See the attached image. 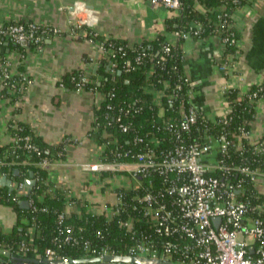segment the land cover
Masks as SVG:
<instances>
[{
  "label": "trees",
  "instance_id": "trees-1",
  "mask_svg": "<svg viewBox=\"0 0 264 264\" xmlns=\"http://www.w3.org/2000/svg\"><path fill=\"white\" fill-rule=\"evenodd\" d=\"M180 1L182 3L180 10L165 21V30L167 33L185 32L191 24H199L201 31L197 35L191 33L193 39L208 36H218L222 39L229 33L236 35L232 27L233 13L248 4V0ZM90 32H87L86 38L90 37ZM38 35L41 38L39 44L42 45L44 38L49 37L51 33H41L39 30L31 35L32 40ZM103 39L100 36L95 38L97 41ZM4 41L8 42L7 47L3 45ZM107 42L114 47H122L121 52L115 56L117 66L112 73L107 67L108 61L100 57L96 73L101 77L100 81L97 83L88 81L84 84V90L96 91L103 96V101L93 109V121L89 133L94 142L102 147L100 155L102 163L133 164L137 155L148 151L158 157L176 146L188 147L193 143L202 144L206 137L217 141L220 136H224L227 141L240 144V148L228 146L226 164L251 165L254 161L260 163L264 161V153L255 154L253 151H256V146L246 138L240 137L242 131H249L255 114V105L264 98V83L260 86H250L246 93L241 95L236 88L228 89L224 93L225 103L231 107L232 111L226 116V123L218 117L217 122L213 123L208 118H203L198 111L196 123L189 131H182L177 127L176 102L169 105L166 103V97H162L160 105H155L154 92L161 90L165 96L172 93L173 86L179 83V94L185 99L188 88L180 80L184 74L181 50L183 40L179 39L172 46L169 54L163 53L166 38L161 34L153 40H142L131 45H128L126 41L110 38ZM36 47L37 45L31 41L26 46H20L0 38V49L3 51L9 49L21 56L18 59L19 71H23L22 60L25 54L34 51ZM235 50L232 44L227 43L223 49L224 59L228 54L235 53ZM2 52L0 63L5 60ZM138 57L139 62L136 61ZM127 60L135 66V70L130 72L123 70V64ZM81 75V72H72L64 76L59 84L62 88L75 91L76 83ZM95 76H91V79ZM164 81L169 82L167 88L164 87ZM260 87H263V90L250 101V95ZM10 98V102L14 103L22 99V96L20 93H14L10 95ZM160 107L163 108L162 115L159 114ZM117 117H120L119 122L116 121ZM17 125L22 128L24 135L30 137V143L38 148L39 154H31L30 164L18 163L9 166L11 162L23 161L26 151L17 148L21 145L20 142L14 145H0V161L3 163L0 165V176L13 182H24L32 173V179L35 180V185L27 198L25 196L15 198L13 191L9 192L8 188L0 186V204L9 207L15 215V223L8 231L0 227V264H14L10 261L11 258L61 261L62 258L78 260L95 257L96 255L86 252L84 245L94 249L104 248L114 255H129L128 250L134 245V238L120 226V222L131 217L133 225L137 226L136 219L140 215L132 210L131 201V197L136 192L123 188L115 190L124 195V209L120 215L110 219L103 212L86 211L79 200L72 198L70 202L75 203L74 208L59 222L58 215L65 210L66 194L57 189L50 190V186L45 183L48 179L47 171L36 164L41 159H46L50 163L63 159L64 144L48 145L40 138L34 137L27 127ZM121 125L128 127L126 132L120 130ZM259 141H264V135ZM234 151H242V154L239 156ZM110 174L112 173L108 171L102 172L100 178ZM147 182L146 179H141L145 187H148ZM156 182L158 179H155ZM244 188L248 194L254 192L249 184L244 185ZM22 200H31L32 205L22 209L19 206ZM254 203L256 201L252 199L251 204ZM68 233L75 237L78 241L77 245L64 241ZM22 245L26 252L24 256L19 253ZM46 250L52 251L51 258L45 256Z\"/></svg>",
  "mask_w": 264,
  "mask_h": 264
},
{
  "label": "crops",
  "instance_id": "crops-1",
  "mask_svg": "<svg viewBox=\"0 0 264 264\" xmlns=\"http://www.w3.org/2000/svg\"><path fill=\"white\" fill-rule=\"evenodd\" d=\"M174 15L162 5L154 6L151 0H0V24L22 21L61 31L44 38L40 52L29 51L23 57V70L32 83L19 101L11 103L8 98L0 102V145L11 144V124L27 127L34 137L48 145L63 143L64 158L51 162L45 170L50 188L65 192L67 212L75 206L70 202L72 198L79 200L86 211L101 212L103 205L115 202L117 188L128 189L135 181L127 173L130 167L110 166L108 173L112 174L104 178L100 175L106 171L81 168L101 162L102 147L89 133L93 109L101 103L102 95L92 90L62 88L61 79L81 72L87 81H100L101 77L96 75L100 55L88 42V31L128 44L153 40L161 34L175 45L176 39L165 30V21ZM232 21L240 46L231 75L218 69L227 60L218 37L189 38L181 44L182 71L189 78L190 103L206 117L225 113L226 103L221 94L224 87H234L243 94L263 78L264 0L238 8ZM2 53L7 57L15 52L5 49ZM12 61L18 63V58ZM263 135L264 98L255 105L247 140L254 143ZM126 178L129 180L124 183ZM260 190L264 193L263 187ZM14 223V213L0 204V227L8 231Z\"/></svg>",
  "mask_w": 264,
  "mask_h": 264
},
{
  "label": "built area",
  "instance_id": "built-area-1",
  "mask_svg": "<svg viewBox=\"0 0 264 264\" xmlns=\"http://www.w3.org/2000/svg\"><path fill=\"white\" fill-rule=\"evenodd\" d=\"M256 1L248 0V3L253 4ZM151 3L154 6L162 5L174 13L182 6L180 0H151ZM39 30L41 33L50 32L53 35L61 33L60 30L34 23L14 21L0 24V38L10 40L14 44L25 42L27 45L31 41L37 45L35 50L40 52L42 48L39 44L40 36L33 40L31 38V35ZM200 31L201 25L191 24L185 32L175 31L171 34L176 41L179 39L185 41L192 37L191 33L197 35ZM89 35L88 42L96 48L100 57L108 61L107 67L113 73L117 66L115 56L121 52L122 47H114L107 42L108 38L95 40L99 35L93 31ZM218 39L222 52L227 43L236 48L235 53L228 54L227 60L218 66L220 71L231 75L235 70V60L238 59L239 41L235 33ZM172 46L173 44L166 40L163 44V53L169 54ZM14 57L19 59L21 56L14 53L0 63V102L7 100L14 93L23 96L32 83L24 70H18L19 63L12 61ZM136 61L139 62L140 58L138 57ZM123 70L130 72L135 70V66L127 60L123 64ZM180 80L188 88L185 99L179 94V83L173 86L172 93L165 96L161 90L154 92L155 105H160L162 97H166V103L169 105L176 102L177 127L180 130L189 131L196 123L199 113L213 123L217 122V117L221 118L223 123L227 122L226 116L231 114V107L226 105L225 113L214 117L197 113L189 100V78L183 74ZM87 82V78L81 75L75 91L84 90V84ZM263 83L264 74L257 86ZM168 86L169 82L164 81V87ZM231 88L234 87H224L221 90L222 96ZM262 90L263 87H260L253 92L250 101ZM162 111L163 108L160 107V115ZM116 121L119 122L120 117H117ZM127 128L126 125L120 126L123 132H126ZM22 132V128L16 124L8 126L11 145L20 142L21 145L17 148L26 151L23 161L11 162L9 166L18 163L30 164L31 154H39L38 148L30 143V137ZM247 135L248 132L242 131L240 137L247 139ZM251 144L256 146V151H253L255 154L264 153V141L258 139ZM228 146L240 148L239 143L227 141L224 136H220L217 141L206 137L202 144L176 146L158 157L151 151L137 155L133 164L100 162L99 165L81 166L89 172L109 171L110 166L131 168L127 173L135 182L128 189H123L136 192L131 197L132 210L140 217L136 219L137 226L133 225L131 217L120 222V226L131 234L135 242L128 250L129 255L125 256L158 260L161 263L166 261L170 264H264V193L260 190L264 188V161L261 163L254 161L251 165L226 164ZM234 152L239 156L242 154V151ZM0 165H3L1 161ZM36 165L45 169L50 162L41 159ZM141 179L148 181V187L142 185ZM155 179H158V182L155 183ZM246 184L253 187V193L246 192L244 188ZM11 187L15 198L25 196L24 182L11 180ZM114 195L115 202L103 205L101 210L108 219L120 215L124 209L123 193L114 191ZM252 199L256 203L251 204ZM27 201L30 207L32 201ZM67 213L64 210L59 214L58 221L61 222ZM215 219H219V222H215ZM64 241L72 245L78 244L70 233L65 235ZM84 249L91 255H96L95 257L114 255L104 248L94 249L84 245ZM19 253L22 256L26 255L23 245L19 248ZM45 256L51 258L52 251L46 250Z\"/></svg>",
  "mask_w": 264,
  "mask_h": 264
},
{
  "label": "water",
  "instance_id": "water-1",
  "mask_svg": "<svg viewBox=\"0 0 264 264\" xmlns=\"http://www.w3.org/2000/svg\"><path fill=\"white\" fill-rule=\"evenodd\" d=\"M4 45H8L4 42ZM15 45V44H14ZM20 46H26L25 42H21ZM120 74V73H118ZM17 174V172H15ZM35 185V180L32 179V173L29 174V179L24 181V187L26 188L25 197L27 198L31 192V189ZM0 186L8 188L9 192L12 191L11 180L6 177H0ZM19 206L22 209L28 208V201L22 200L19 202ZM215 222H219V219H215ZM8 256L7 253H5ZM14 264H170L169 262H160L158 260H150L145 258L130 257L125 255H106L103 257H90L82 258L78 260H61V261H45L35 260L31 258H11Z\"/></svg>",
  "mask_w": 264,
  "mask_h": 264
},
{
  "label": "rangeland",
  "instance_id": "rangeland-1",
  "mask_svg": "<svg viewBox=\"0 0 264 264\" xmlns=\"http://www.w3.org/2000/svg\"><path fill=\"white\" fill-rule=\"evenodd\" d=\"M122 179H123V178H122ZM116 180H117V178L114 179V180H111V184H110V186L113 185V184L116 182ZM128 180H129V178H126L125 181H124V183H125V182H128ZM107 188H108V187H107Z\"/></svg>",
  "mask_w": 264,
  "mask_h": 264
}]
</instances>
